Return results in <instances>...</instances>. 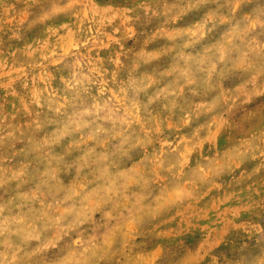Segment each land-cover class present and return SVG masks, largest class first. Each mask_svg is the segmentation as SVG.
Returning <instances> with one entry per match:
<instances>
[{
    "label": "clouds",
    "instance_id": "obj_1",
    "mask_svg": "<svg viewBox=\"0 0 264 264\" xmlns=\"http://www.w3.org/2000/svg\"><path fill=\"white\" fill-rule=\"evenodd\" d=\"M0 264H264V0H0Z\"/></svg>",
    "mask_w": 264,
    "mask_h": 264
}]
</instances>
